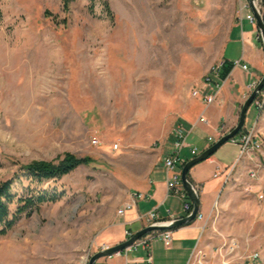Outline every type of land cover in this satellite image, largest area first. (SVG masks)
<instances>
[{
	"label": "rangeland",
	"instance_id": "374dc122",
	"mask_svg": "<svg viewBox=\"0 0 264 264\" xmlns=\"http://www.w3.org/2000/svg\"><path fill=\"white\" fill-rule=\"evenodd\" d=\"M248 14V0H0V181L66 152L92 160L37 185L58 199L0 236V264H87L111 246L128 188ZM252 106L260 148L199 231L202 264H264V106Z\"/></svg>",
	"mask_w": 264,
	"mask_h": 264
},
{
	"label": "crops",
	"instance_id": "0c3cea01",
	"mask_svg": "<svg viewBox=\"0 0 264 264\" xmlns=\"http://www.w3.org/2000/svg\"><path fill=\"white\" fill-rule=\"evenodd\" d=\"M246 21L244 27L240 26V23L231 25L219 58L239 61L240 66L232 67L227 77L222 80L217 98L211 104L206 106L202 96L212 94L216 86L213 84L208 87L205 83L201 92H198V97L191 96L183 106L181 103L179 117L175 119L150 167L139 181L128 188L125 201L135 192H141L143 197L136 199L134 206L120 216L117 233L111 240V245L127 239L126 231L133 234L143 228L144 222L138 217L150 210H156L161 219L184 216L182 201L167 194L163 161L173 149V131L176 128H180L187 136L189 144L196 146L200 152L237 123L240 108L251 92V85L258 81L264 72V50L258 39L257 27L249 20ZM242 64H245L247 69H242ZM187 78L186 75L185 79ZM185 79L180 77V82L178 80L174 87H181ZM194 107L195 110H192ZM251 108L255 111V107L251 105L247 110L245 122ZM200 117L205 121H200ZM182 155L187 159L193 157L187 147L182 150ZM238 161L239 147L227 141L213 155L189 170L190 182L199 186V211L205 217L213 211L214 202L226 189L229 175ZM201 225L202 221L194 220L188 225L172 230V242L168 247L159 239L151 241L152 264H192V255L202 240V233H199ZM146 254L143 248L138 247L101 257L95 264H146Z\"/></svg>",
	"mask_w": 264,
	"mask_h": 264
},
{
	"label": "built area",
	"instance_id": "2783aa9c",
	"mask_svg": "<svg viewBox=\"0 0 264 264\" xmlns=\"http://www.w3.org/2000/svg\"><path fill=\"white\" fill-rule=\"evenodd\" d=\"M256 2V0H255ZM257 5V3H256ZM257 8L259 9L263 19H264V10L261 9L258 5ZM245 19L249 20L251 23L255 22L254 15H246ZM224 60H220L216 64H212L205 76H204V83L208 87H212L214 84L216 88L214 89V92L209 95H203L202 100L204 104L207 106L214 102L217 98L218 90L220 87V84L222 80L220 79V70L221 66L223 64ZM234 66H240L239 61L233 62ZM242 69H247V66L245 64L241 65ZM256 83H253L251 85V89L254 88ZM198 94L197 91H194V95ZM253 105L256 106L259 110H261L264 106V87L258 92L255 100L253 101ZM200 121H205L203 117L199 118ZM174 134V142H173V149L172 151L164 158L163 166L165 170V183H166V189L168 195H173L179 198L182 201V208L184 211V216L188 215L192 210V202L189 198V195L186 191V189L183 186L182 180H181V170L184 164L189 160L185 158L182 155V150L184 148H189L190 153L192 156H195L197 153H199L196 146L189 144L187 141V136L185 133L181 131L180 128H176L173 131ZM229 142L232 144H235L239 147V159L242 157H245L246 155L252 154V152L259 150L260 148V142L257 138L256 130H255V124L253 125H246L244 124V127L240 130V132L235 135L234 137L229 139ZM217 174H214L216 176ZM251 177L255 178L256 174L255 172H252L250 174ZM196 190H199V186H194ZM143 194L141 192H135L131 194L130 198L125 201L122 206L118 209V214L123 215L127 210H130L135 202L136 199L142 198ZM214 208V206H213ZM140 220L144 222V227L148 225H157V224H167V221L170 219H161L158 212L156 210H150L146 214L141 215L138 217ZM194 220H200L202 221V225L200 226L201 232L205 230L207 217H205L200 211L196 213ZM127 235V238L132 235L130 232H125ZM159 239L163 242L164 246L168 247L171 245L172 242V230L165 229V230H152L144 235H142L140 238L136 239L132 245L124 248L122 251L127 252L128 250L136 249L138 247L143 248L146 251V257L145 262L146 264H152V257L150 252V243L151 241ZM110 245L108 244H100L96 249L95 252L98 250H102L105 248H108ZM233 249V247L231 246ZM120 251V252H122ZM120 252H117L115 254H119ZM93 254V252L88 253V258ZM258 254L254 253L251 255L252 258L257 257ZM192 264H202L204 260V253L201 250H195L192 255Z\"/></svg>",
	"mask_w": 264,
	"mask_h": 264
},
{
	"label": "trees",
	"instance_id": "16d2710c",
	"mask_svg": "<svg viewBox=\"0 0 264 264\" xmlns=\"http://www.w3.org/2000/svg\"><path fill=\"white\" fill-rule=\"evenodd\" d=\"M69 1L71 0H62L64 8H67ZM262 3L264 7V0ZM232 67L233 62L224 59L220 70L221 80L227 77ZM91 161L89 157H77L73 153L66 152L57 162L32 160L22 164L11 177L0 181V236L5 235L21 216L30 215L44 203L57 201L56 192H49L37 185L61 178L78 166L86 165ZM24 179L29 181L26 187L23 186ZM188 179L190 180L189 173ZM17 186H21L20 191L16 189Z\"/></svg>",
	"mask_w": 264,
	"mask_h": 264
},
{
	"label": "water",
	"instance_id": "95a60500",
	"mask_svg": "<svg viewBox=\"0 0 264 264\" xmlns=\"http://www.w3.org/2000/svg\"><path fill=\"white\" fill-rule=\"evenodd\" d=\"M248 3L250 5L251 11L255 17V23L257 27V33L258 37L261 41L263 50H264V19L257 8L255 0H248ZM264 87V72L262 76L257 81L254 88L251 90L245 101L243 102L238 116L237 123L226 133L221 135L216 141H214L210 146L203 149L199 153H197L195 156L190 158L182 167L181 170V180L183 183L184 188L186 189L189 198L192 202V210L191 212L186 215L182 216L180 218H174L167 221V224H157V225H148L140 230L134 232L130 237L127 239L109 246L108 248L98 250L94 252L88 259L87 264H95V262L105 256H112L113 254L122 251L124 248L132 245V243L140 238L142 235L152 231V230H165L170 229L174 230L176 228H179L184 225H188L191 222L194 221L196 213L199 211V196L198 191L194 187V185L190 182L188 179V173L189 170L197 163L204 161L205 159L209 158L211 155H213L218 148H220L224 143L229 141L230 138L237 135L240 130L244 127L245 124V117L247 110L249 107L253 104V101L255 100L258 92Z\"/></svg>",
	"mask_w": 264,
	"mask_h": 264
}]
</instances>
